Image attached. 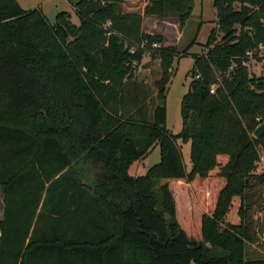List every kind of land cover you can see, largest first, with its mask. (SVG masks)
Listing matches in <instances>:
<instances>
[{
  "label": "trees",
  "instance_id": "obj_1",
  "mask_svg": "<svg viewBox=\"0 0 264 264\" xmlns=\"http://www.w3.org/2000/svg\"><path fill=\"white\" fill-rule=\"evenodd\" d=\"M69 1L77 23L0 0V264H264L246 248L250 212L264 210V132L252 133L264 73L243 63L264 45V0H212L217 25L194 55L176 133L165 125L176 46L143 30L123 0ZM193 6L147 0L143 14L183 26ZM147 51L159 59L153 85L135 76ZM178 139L190 142L189 169ZM155 144L158 161L131 174ZM210 192L202 211L195 200Z\"/></svg>",
  "mask_w": 264,
  "mask_h": 264
},
{
  "label": "rangeland",
  "instance_id": "obj_2",
  "mask_svg": "<svg viewBox=\"0 0 264 264\" xmlns=\"http://www.w3.org/2000/svg\"><path fill=\"white\" fill-rule=\"evenodd\" d=\"M19 4L26 9L41 7L46 17L50 22L54 21L55 14L60 10H66L71 13V19L78 22V17L74 11L73 5L69 0H18ZM194 6L191 15L186 19L183 26H180L176 17H159L151 14H143V8L147 0H123L122 8L128 11H136L142 14V29L147 32H159L164 36L163 43L165 45H175L180 52L173 59V72L170 76L166 86L165 96V110L166 120L165 125L167 128L176 133L181 128V114H180V101L182 95L187 91L189 81L191 79L190 69L193 64L194 55L202 53L207 50L205 42L208 34L213 27H216V10L212 5V0H193ZM258 47V46H257ZM185 49V50H184ZM256 48H254V51ZM183 51V52H182ZM256 57L250 59L248 69L255 75L264 73V49L256 50ZM160 66L158 57L153 56L149 51L145 52L141 61L135 67V76L153 85L154 79L159 77ZM257 119L260 120L259 117ZM261 122V120H260ZM258 122V124L260 123ZM257 124V125H258ZM181 145L182 157L187 169L190 168V142H182L177 140ZM260 161L258 162L257 170H264V149L260 152ZM159 146L155 144L151 150L142 158L135 160L129 167L131 174H140L145 169L158 161L159 159ZM185 183V182H184ZM187 185V183H186ZM174 194H182V187L178 184L172 183ZM189 188V186H188ZM192 190H187L186 202L184 201L183 207L185 214H187L186 205L189 197L192 198ZM196 197V196H195ZM194 197V199H195ZM193 199V198H192ZM193 199V200H194ZM2 192L0 189V217L2 215ZM200 206L201 210H210L214 202V193L210 192L201 202L195 200ZM194 201V202H195ZM239 203L238 197H233L232 204L226 214V220L236 222L239 219L237 214V206ZM179 207V204H178ZM253 214L254 224L253 231L255 240L249 242L246 246L248 257H261L264 258V210H259L253 207L251 212ZM200 211L196 209L198 216ZM196 216V217H197ZM182 221L183 218H182ZM195 226L194 222L192 221ZM188 231L191 230L190 226L186 225ZM261 228V229H259ZM192 236L199 238L197 226Z\"/></svg>",
  "mask_w": 264,
  "mask_h": 264
},
{
  "label": "built area",
  "instance_id": "obj_3",
  "mask_svg": "<svg viewBox=\"0 0 264 264\" xmlns=\"http://www.w3.org/2000/svg\"><path fill=\"white\" fill-rule=\"evenodd\" d=\"M258 47H259V49H260V48H261V49H264V45H262V44H259ZM258 47H257V48H258ZM256 50H257V49H256ZM256 50L254 51V49H248V50L246 51V53H245V57H244V59H243V63H244L245 65H248V64H249L250 59H254V58L256 57V55H255ZM213 89H214V86H212L210 90L213 91ZM0 235H1V230H0Z\"/></svg>",
  "mask_w": 264,
  "mask_h": 264
},
{
  "label": "water",
  "instance_id": "obj_4",
  "mask_svg": "<svg viewBox=\"0 0 264 264\" xmlns=\"http://www.w3.org/2000/svg\"><path fill=\"white\" fill-rule=\"evenodd\" d=\"M264 132V119L253 129V135L259 137Z\"/></svg>",
  "mask_w": 264,
  "mask_h": 264
}]
</instances>
